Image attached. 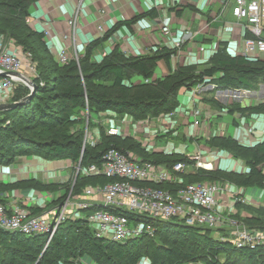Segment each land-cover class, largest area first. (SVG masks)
I'll return each instance as SVG.
<instances>
[{
	"label": "trees",
	"instance_id": "16d2710c",
	"mask_svg": "<svg viewBox=\"0 0 264 264\" xmlns=\"http://www.w3.org/2000/svg\"><path fill=\"white\" fill-rule=\"evenodd\" d=\"M37 0H0V34L11 39L31 54L35 63L32 78L36 90L28 102L10 110L0 111V164H10L20 155H38L47 160L69 159L73 165L99 164L107 150H131L143 160L171 166L186 161V153L147 151L131 136L107 134L98 127L95 144L84 142L85 113L98 117L103 112L128 115L133 121L174 112L180 105V90H192L198 85L214 84L209 96L202 101L216 109L246 111L240 104L222 105L214 97L215 89L244 88L254 90L264 80V56L247 60L227 52L225 42L203 66L187 65L172 69L170 58L175 48L161 46L151 53L131 55L114 45L101 58L94 57V48L105 42L120 26L130 27L142 17H155L157 10L149 9L130 19L117 21L102 36L90 40L81 55L61 63L51 53L43 31L28 23L29 7ZM163 60L168 72L155 77V70ZM141 80L137 81L136 79ZM148 79L146 82L145 80ZM29 87H16L11 101L29 94ZM262 109L264 111V101ZM213 149H223L240 159L247 172L236 173L215 166L213 170L199 169L184 174L183 183L197 181L234 182L238 187H257L264 190V140L247 146L229 135H213L209 139ZM113 181L103 176L77 174L58 202L70 192L77 197L86 185H104ZM14 184H0V203L5 204L1 192ZM154 187L175 191L177 185L153 184ZM30 187L53 192V184L29 180ZM98 207V206H97ZM96 205L87 210H94ZM250 215L241 218L249 227L264 228V206H243ZM39 213L43 208L29 207ZM86 210L82 211L83 212ZM129 219L132 213L123 211ZM238 216V215H237ZM239 217V216H238ZM154 236H142L123 244L95 237L87 219L69 217L59 225L44 248V235H25L0 229V264H80L82 258L96 264H138L146 257L151 264H264V245L236 247L227 239L212 234V229L186 225L171 219L151 221Z\"/></svg>",
	"mask_w": 264,
	"mask_h": 264
},
{
	"label": "built area",
	"instance_id": "2783aa9c",
	"mask_svg": "<svg viewBox=\"0 0 264 264\" xmlns=\"http://www.w3.org/2000/svg\"><path fill=\"white\" fill-rule=\"evenodd\" d=\"M81 1L79 0L74 14L67 21L69 33L64 36L66 39L72 40L78 29ZM223 4V11L227 9L232 16L231 21H224L227 29L232 30L235 26L238 27L239 40H237V48L233 50L232 55H238L247 60L263 58L264 0H224ZM160 23L161 34L171 35V17L165 18ZM209 25L210 22H206L193 34L189 30H186L184 34H189L191 40L203 41L204 33H206L204 29ZM181 41H177L173 47L175 53L170 58L173 64L176 63L177 53L180 52ZM221 42L227 44L226 41H219L215 51L221 47ZM71 57L77 58L78 55L75 54ZM71 57L68 56L66 48L59 51L57 55V59L61 63H65ZM34 66L35 63L30 52L24 51L13 40L6 39L0 34V72H18L32 80L35 76ZM177 66H179L178 63L172 69ZM145 81L147 82L148 79ZM20 84L27 86L18 77H0V103L10 102L16 87ZM210 85L215 86L214 84ZM261 85L262 83L258 85V88ZM199 87L200 85L191 91L192 105L189 120L194 129L200 126L204 113L203 101L197 97L196 93V89ZM219 91V97L223 99L222 103H225V100H231L236 104H242L254 92V90L244 88H219ZM171 115L173 112L163 113L157 117H170ZM151 118L146 117L143 120L133 121V130L141 128L140 134L148 133L146 127L148 128L149 123L152 122ZM103 124L107 134L132 137L127 133L126 128L121 127V124L114 122L110 125L108 122ZM134 131L136 132V130ZM252 132L253 128L247 129L248 134ZM87 133L85 130L84 142L95 144L96 141L94 142L91 137H88ZM198 134L197 131H194L192 136L196 137ZM138 141L148 151L145 145L149 143L143 142L140 137ZM186 156V161H177L167 167L163 164L143 160L131 150L122 151L111 148L102 156L99 164L92 163L85 167L78 164L76 173L83 176H103L112 178L113 181L104 185H86L82 194L77 197L73 196V199L70 198L71 193L69 192L59 205L43 209L39 213L32 212L29 206L20 203L11 205L0 203V229L25 235H44L45 248L60 224L69 217L84 216L95 237L125 244L142 236H154L155 227L151 221H166L175 218L186 225L212 229V234L215 237L227 239L236 247L264 245V228L249 227L236 214V207L239 203L240 205L254 206L252 205L253 201L248 200L245 194L240 192L239 188L242 187L234 186L227 181L183 183L182 176L184 174L194 173L199 169L213 170L215 167L213 157H207L199 148L186 153ZM142 182L153 184L167 182L177 185V188L172 191ZM226 193L230 194L233 203L221 208L218 206L219 201ZM93 205L98 207L92 210L91 214L82 215L83 210H87ZM123 211L132 213L134 219H129L123 214Z\"/></svg>",
	"mask_w": 264,
	"mask_h": 264
},
{
	"label": "crops",
	"instance_id": "0c3cea01",
	"mask_svg": "<svg viewBox=\"0 0 264 264\" xmlns=\"http://www.w3.org/2000/svg\"><path fill=\"white\" fill-rule=\"evenodd\" d=\"M223 3L224 0H82L78 29L75 32L74 38L70 40L64 38V36L69 33L67 21L74 14L79 0H37L29 7L30 16L28 18V23L32 28L44 32L47 45L55 58H57L59 51L63 48H66L68 56L71 57L75 54H82L85 45L90 40L102 36L103 33L117 21L130 19L149 9L155 8L157 10V16L142 17L130 27L124 25L120 26L105 42L98 46V51H96L98 55H95L96 53L94 52V57H98V59L101 58L116 44L127 54L139 55L151 53L161 46L173 48L177 41L182 40L183 43L181 41V49L180 52L177 53L178 57L175 60L176 63L173 64L170 60L171 66L173 67L178 63L179 66L198 65L200 67L206 64L210 57L216 52L215 50L219 45V41L227 42V44H225L230 54H233V50L237 48V40H239V34L237 33L238 27L235 26L232 30L227 29V25L224 24V21H231L232 16L227 9L223 11ZM167 17H171V35L164 36L160 32V22ZM206 22H210V25L204 29L206 33H204L205 37L203 41H198L196 39L191 40L189 34H184L186 30H189L193 34ZM167 72L168 68L166 64L163 60H160L155 70V77H163ZM136 80L139 81L141 79L137 78ZM206 86L209 89L206 92H202V95L200 94L201 96L198 95L197 97L202 99L203 96H209V92L213 91L214 87L210 84ZM193 89L186 90L182 88L180 90V105L173 112V115L168 118L167 116H160L152 117L151 119L157 120L158 122L161 120L174 121L184 130L187 124L191 125L189 113L191 111V91H193ZM214 91L213 97L222 103L223 99L219 97L220 91L218 89ZM252 95L253 94L247 98H251ZM245 102L246 100L240 105L244 106ZM223 104L226 106L225 104H236V102L230 100V102L227 103V100H225V103H222V105ZM203 107L204 113L202 117L208 118L209 120L207 124L208 136L229 133L233 138L244 145H254L264 140V128L253 129V132L248 134L247 130L240 131V128L236 127L235 122L228 126L222 121L224 116L219 115L220 110L216 109L215 106L203 101ZM222 110L225 111L227 109L224 108ZM100 119L104 121L110 120L111 123L114 122L116 124H121L123 121H127V123L133 122L128 115L118 116L109 111L99 114L98 120ZM255 124L260 126L262 123ZM99 126H103V123H98V127ZM92 128V133L94 135L98 133L99 136L98 128ZM126 129H128V127H126ZM155 131L158 132L157 129H155ZM127 133L130 134V132ZM181 133H183V131H181ZM130 135L137 140L139 138L134 133V130ZM201 136L202 133H199L196 137H193L191 134L185 142L178 143L174 146H180L181 149L184 148L176 152H191V150L188 149V145L195 148V146L199 144L198 139ZM202 145L203 144H199L198 146L203 153L206 154L207 152L203 150ZM168 147H172V145L164 149ZM171 152L173 151H166V153ZM216 152L214 151V155L212 156V159H214V166L236 173H245L247 171L244 162L240 159L233 158L229 152L225 150H218ZM212 153L213 151H211V154ZM72 166V162L69 159L47 160L38 155H20L10 164H0L1 185L14 184L26 180L24 181L26 184L24 188L11 189L8 197L5 193L7 189L1 192L2 198L5 199V204L11 205L20 203L24 206H39L44 208L42 202L37 199L40 195L39 198L42 196L49 200V206L44 209L56 207L62 202V200L58 202V198L62 195L61 192L64 191L60 189L54 190L53 192L40 191V193L36 192V195H34L33 188L29 187L27 182L32 179H38L37 181L48 183L45 181L47 178L42 171L54 172L57 169L59 177L69 181L71 177L69 167L72 169ZM73 180H75V177ZM239 190L243 195L245 194L248 200L253 201L252 205H254V207L259 205L264 206V190L257 187H242L239 188ZM31 195H33L35 199L30 198ZM232 203L233 201L230 194L226 193V195L221 197L218 206L223 208L225 205H231ZM244 205L245 204L240 205L239 203L236 207V214L241 218L251 214L243 207ZM143 261L149 263L147 258L142 257L138 264H142ZM91 264L96 263L91 261Z\"/></svg>",
	"mask_w": 264,
	"mask_h": 264
},
{
	"label": "rangeland",
	"instance_id": "374dc122",
	"mask_svg": "<svg viewBox=\"0 0 264 264\" xmlns=\"http://www.w3.org/2000/svg\"><path fill=\"white\" fill-rule=\"evenodd\" d=\"M96 51H98V46L96 48H94L93 53ZM81 55V54H78ZM95 55H98V53H96ZM96 58V57H95ZM98 58V57H97ZM262 83L261 86H259V88L257 87L256 89H254L252 98H247L244 107H247L246 111L244 110H235L233 113H230L227 110H220V116H224V119L222 121H224L228 126L231 125V123L235 122L236 127L240 128V131H246L249 128H264V111L261 110L262 109V105L264 101V80L258 82V85ZM207 84L201 85L198 89H196V93L197 95H202V92H206L209 88L206 86ZM207 87V88H205ZM204 88V89H203ZM219 90V89H218ZM221 90V89H220ZM200 95V96H201ZM231 99V98H230ZM252 102H249V101ZM230 100L227 101V103H229ZM227 105V104H226ZM242 106V105H241ZM217 112V110H216ZM212 114V113H210ZM85 130H87V135L88 137H91L93 139V141H98V133L97 135H94L91 131V128L93 127H97L98 128V123H106L108 122V124H111V121H104L102 119L98 120V117H94V116H89L88 113H85ZM208 117L210 118V116L208 115ZM168 118V117H167ZM201 124L199 127H197L196 129H194L191 125L187 124L186 128L184 130H182L183 128L180 127V125L176 124L177 122H172V121H168V120H161L160 122H158L157 120H152V122L149 123L148 128L146 127V131H148V133H142L141 132V128L137 129L135 128L134 130H136L135 134L138 135L140 137V139L143 142H148L149 144H146V148L148 149V151H155V152H162V153H166V151H181L184 148H180V146L178 147H174L176 144H180L182 142H185L186 139L194 133V131H197L199 133H202V136L198 139L199 144H203L202 148L205 152H207L205 155L209 158H212V156L214 155V151H222L223 149H213L212 146L208 145V142L210 141V136H208V131H207V124L209 122L208 118H203L201 117ZM255 123H262L260 126H257ZM120 125V124H119ZM133 125L134 122L132 123H127V121H123L121 123V127H128V132H130V134L133 132ZM104 126V124H103ZM101 126V127H103ZM147 126V125H146ZM145 127V126H144ZM92 128V129H93ZM155 129H157L156 134L154 133ZM99 131V130H98ZM181 131H183V133H181ZM231 133V130H230ZM223 135H229L231 137H233L231 134L229 133H225ZM235 139V138H234ZM238 141V140H237ZM198 144V145H199ZM172 147H168L166 149H164L167 146H171ZM198 145L195 146V148H199L201 149ZM194 147H192L191 145H188V149L193 151L195 150ZM211 151H213V153L211 154ZM217 153V152H216ZM218 154V153H217ZM73 165V164H72ZM76 167L75 165L72 166V169L69 167L70 173H71V177L69 179V181L65 180V178H61L58 175V169L56 171H42V173L44 175H46L45 177L47 178L45 181L48 183H44V184H52L53 183V188L55 190H62L65 191L67 186L69 185V183H71L75 177V172H76ZM38 180V179H36ZM26 181V180H24ZM24 181H20L22 182L20 185H14L11 188L8 187V189L6 190V196H9V192L11 191V189L14 188H24L26 186ZM28 181V180H27ZM60 181V182H59ZM65 181V182H64ZM230 182V184H233L234 186L236 185L234 182L228 181V180H223L220 182ZM28 183V186L30 187L31 185ZM34 191V195H36V192L40 193V190L33 188L32 189ZM42 192V190H41ZM63 195V192H61ZM69 193V192H68ZM67 193V194H68ZM39 195V194H38ZM37 195V196H38ZM61 195V197H62ZM40 196V195H39ZM37 197V199H39L44 208L49 206V200H47L45 197ZM71 199H73V195H70ZM60 197V198H61ZM30 198L35 199V197L33 195H31ZM64 199V198H63ZM62 200V199H61ZM43 208V209H44ZM92 213V210H86L83 212L84 215H89ZM80 264H91V260L90 259H85L82 258L80 260ZM142 264H149L148 262H142ZM190 264H201V263H190Z\"/></svg>",
	"mask_w": 264,
	"mask_h": 264
},
{
	"label": "water",
	"instance_id": "95a60500",
	"mask_svg": "<svg viewBox=\"0 0 264 264\" xmlns=\"http://www.w3.org/2000/svg\"><path fill=\"white\" fill-rule=\"evenodd\" d=\"M0 77H7V78L18 77L23 82H25L30 89L29 94H27L26 96H24L23 98H21L17 101L0 103V111L13 109V108L20 106V105H23L26 102H28L29 100H31V98L33 97L35 90H36V84L34 83L33 80L25 77L21 73L12 72V71H2V72H0ZM77 174L78 173L75 174V178H76Z\"/></svg>",
	"mask_w": 264,
	"mask_h": 264
}]
</instances>
